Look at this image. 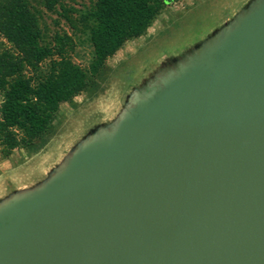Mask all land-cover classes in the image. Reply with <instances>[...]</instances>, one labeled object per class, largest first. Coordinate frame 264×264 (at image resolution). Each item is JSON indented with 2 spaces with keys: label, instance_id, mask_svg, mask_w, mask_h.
<instances>
[{
  "label": "water",
  "instance_id": "water-1",
  "mask_svg": "<svg viewBox=\"0 0 264 264\" xmlns=\"http://www.w3.org/2000/svg\"><path fill=\"white\" fill-rule=\"evenodd\" d=\"M0 264H264V0L0 198Z\"/></svg>",
  "mask_w": 264,
  "mask_h": 264
},
{
  "label": "rangeland",
  "instance_id": "rangeland-1",
  "mask_svg": "<svg viewBox=\"0 0 264 264\" xmlns=\"http://www.w3.org/2000/svg\"><path fill=\"white\" fill-rule=\"evenodd\" d=\"M94 0H60L47 10L33 0L42 31L41 44L52 46L56 33L71 39V60L88 70L93 57L90 22L83 18ZM249 0L167 1L145 34L130 39L106 61L94 83L70 102H62L48 132L26 148L2 158L0 147V198L18 188H28L47 176L96 125L112 121L130 92L201 44L229 22ZM3 97L0 94V105Z\"/></svg>",
  "mask_w": 264,
  "mask_h": 264
},
{
  "label": "trees",
  "instance_id": "trees-1",
  "mask_svg": "<svg viewBox=\"0 0 264 264\" xmlns=\"http://www.w3.org/2000/svg\"><path fill=\"white\" fill-rule=\"evenodd\" d=\"M33 0H0V147L2 158L42 138L62 102L86 91L106 61L126 41L146 33L167 1L94 0L83 18L90 22L93 57L88 70L71 60V39L56 33L41 44ZM53 10L60 0H40ZM61 5V4H60Z\"/></svg>",
  "mask_w": 264,
  "mask_h": 264
}]
</instances>
